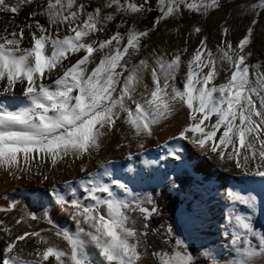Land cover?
I'll return each instance as SVG.
<instances>
[{
    "label": "snow or ice",
    "instance_id": "obj_1",
    "mask_svg": "<svg viewBox=\"0 0 264 264\" xmlns=\"http://www.w3.org/2000/svg\"><path fill=\"white\" fill-rule=\"evenodd\" d=\"M0 13V169L43 189L30 206L5 196L0 264H264V60L253 59L264 0H0ZM211 17L215 44L202 26ZM152 144L158 158L142 163L157 188L177 187L187 146L219 171L260 178L220 193L223 247L206 239L202 213L170 222L163 192L131 186ZM65 166L79 178L58 180Z\"/></svg>",
    "mask_w": 264,
    "mask_h": 264
},
{
    "label": "bare ground",
    "instance_id": "obj_2",
    "mask_svg": "<svg viewBox=\"0 0 264 264\" xmlns=\"http://www.w3.org/2000/svg\"><path fill=\"white\" fill-rule=\"evenodd\" d=\"M175 37L179 40H182L178 35H175ZM159 151L160 150L155 147V144L150 145L149 148L142 154V156H139L135 159L134 166L137 169H145V165L144 163H142V161L147 162L153 159H157ZM180 156L181 160L175 162L177 165H179V167L176 169L175 175L181 172V170L183 169L188 170L190 173L200 177L203 180L204 184L209 186L208 194H213V192L215 191H219L220 194L227 187H232L235 190L242 191L248 188H258L259 186L260 178H241L233 174H226L222 171H219L210 166L207 162L202 163L201 161H203L204 158L200 157L199 153H197L194 149H191L190 146L182 148ZM121 163L124 164L125 167L127 166L123 161H121ZM80 175L81 174L78 172L77 168L68 169L67 166H65V171L58 172L56 174V178L62 181L63 179H72L73 177L79 178ZM147 175L148 170L145 169V178L143 180H138L131 186L136 191H139L145 188L149 183L154 184L152 180L147 178ZM170 175H172V173H170ZM221 185H223L224 187H221ZM34 190H43L39 184L38 179L19 181L13 180L8 177L2 169H0V206L4 205L5 196H7L9 199L20 201L25 206H30V202L32 200V196L30 194ZM211 201L212 200H209V203H211ZM213 208L217 209L215 207ZM225 209L226 205L223 210L220 209L219 211L218 209L222 216ZM239 209L242 212L246 210L244 209V207H240ZM36 211L37 214H39V210ZM2 216L3 214H0V218H2ZM55 220L59 226H62L64 228L70 227V222L67 221V218L62 214L58 213L55 217Z\"/></svg>",
    "mask_w": 264,
    "mask_h": 264
},
{
    "label": "rangeland",
    "instance_id": "obj_3",
    "mask_svg": "<svg viewBox=\"0 0 264 264\" xmlns=\"http://www.w3.org/2000/svg\"><path fill=\"white\" fill-rule=\"evenodd\" d=\"M93 2L98 4L101 2V0H93ZM244 2L250 3V2H255V0H244ZM0 16H2V18H4L3 20H5L6 22L9 20V17L2 13H0ZM217 18L218 17H211L208 19L206 24H202V26L204 27L206 33L208 34L213 44H215L216 41L218 40V36L216 34V29H215V21ZM187 19H192V17H187ZM150 20L151 18L149 16L147 18H144L141 27L147 26ZM12 22L20 23L18 17ZM24 22L25 21H22V23ZM241 27L242 25L237 23L236 29L233 31V34H232L233 41H235L237 37L239 36V29ZM261 31L262 30L260 28H257L256 33H255L256 39L253 44V53H254L253 59L257 61L264 60V36L261 35ZM157 39H158L157 37L153 38V41L150 42V47H151V43L157 42ZM167 39H169V43L171 46L174 47L176 45H179L183 47L182 40L177 39L175 35L168 36ZM194 47H195L194 42L192 40H189L188 52L190 53L194 49ZM73 55H78V54L74 53ZM182 171L187 172L191 176V179L189 181L190 186L185 192V194L184 195L180 194L181 190L178 189V186L175 189H168V191L173 195H177L180 198L185 199V203H188V205L189 204L190 205L188 209H185L184 207L180 209V211L176 215L175 221L183 220L184 214L189 213V212L202 213L203 214L202 218L204 219V222L206 225L205 230L211 231L213 233V235L206 237V239L215 241L217 244L223 247L224 246L223 237H219L215 235V233L218 230L219 224L223 220V216L220 214L219 211L220 209L223 210L225 208V205H226L225 202L223 201V199L220 198L219 191H215L213 192V194H208L209 186L204 184L203 180L200 177L190 173L188 170L183 169L181 170V172ZM181 172L179 173L181 174ZM179 173L174 175V177L180 175ZM151 188H157V187L155 186V184L149 183L145 188L139 191H149ZM193 199L195 200L193 201ZM209 200H212L211 203H209ZM213 207L217 209H214ZM237 207L240 208L243 206L238 205ZM244 212L246 214V210ZM256 227L258 229L264 230V215L258 214L257 220H256Z\"/></svg>",
    "mask_w": 264,
    "mask_h": 264
},
{
    "label": "trees",
    "instance_id": "obj_4",
    "mask_svg": "<svg viewBox=\"0 0 264 264\" xmlns=\"http://www.w3.org/2000/svg\"><path fill=\"white\" fill-rule=\"evenodd\" d=\"M151 15L149 14V17L152 18ZM2 16H0V28L5 24V20H3ZM20 23L22 21L26 20V16L24 12H21V14L18 17ZM180 174V173H179ZM176 181V185L178 186V189L181 190L182 195L185 194L187 189L189 188V181L191 179V176L185 172L182 171L180 175L174 177ZM169 188L165 187L164 189L161 188H151L148 192H152L153 194H159L163 192V195L158 196V199L160 201V207L163 210V216L165 219H168L170 222L175 221L177 213L180 211L182 207L185 209H188L189 205L188 203H185V199L180 198L177 195H173L168 191ZM195 199H193L194 201ZM153 226H157L158 224L156 223L155 220H153Z\"/></svg>",
    "mask_w": 264,
    "mask_h": 264
}]
</instances>
